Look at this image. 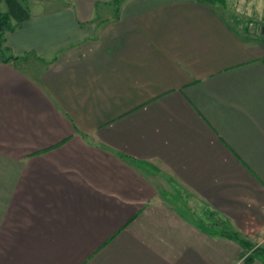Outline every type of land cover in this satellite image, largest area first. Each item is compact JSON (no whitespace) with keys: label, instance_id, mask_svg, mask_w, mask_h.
I'll return each instance as SVG.
<instances>
[{"label":"crops","instance_id":"0c3cea01","mask_svg":"<svg viewBox=\"0 0 264 264\" xmlns=\"http://www.w3.org/2000/svg\"><path fill=\"white\" fill-rule=\"evenodd\" d=\"M111 1L21 0L5 33L0 264H242L201 219L264 248L263 35Z\"/></svg>","mask_w":264,"mask_h":264},{"label":"trees","instance_id":"16d2710c","mask_svg":"<svg viewBox=\"0 0 264 264\" xmlns=\"http://www.w3.org/2000/svg\"><path fill=\"white\" fill-rule=\"evenodd\" d=\"M121 1L122 0H112L111 2L115 5H118ZM225 1L226 0H203L204 3L208 4H224ZM1 3L4 4L5 9L4 11L0 9V56H2V60L6 62L12 57L4 56L5 33L13 31L23 20L29 16V14L21 0H0V4ZM13 20L15 21L14 24L12 23ZM213 226H217V228H219L218 231L215 229L214 233H219L226 237L232 238L241 245L244 251L247 252L242 264H250L254 260H259L264 263V248L253 247V245H251L249 242L241 239L235 233L229 231L223 222H220L219 224L216 223Z\"/></svg>","mask_w":264,"mask_h":264},{"label":"rangeland","instance_id":"374dc122","mask_svg":"<svg viewBox=\"0 0 264 264\" xmlns=\"http://www.w3.org/2000/svg\"><path fill=\"white\" fill-rule=\"evenodd\" d=\"M215 4L218 5L217 9L223 18L237 30L244 29L252 32L255 27L259 30V27L264 26V0H226L224 4ZM0 9L4 11L3 3L0 4ZM201 221L210 225L214 231L213 225L221 222L220 219H214L211 224H208V218Z\"/></svg>","mask_w":264,"mask_h":264},{"label":"water","instance_id":"95a60500","mask_svg":"<svg viewBox=\"0 0 264 264\" xmlns=\"http://www.w3.org/2000/svg\"><path fill=\"white\" fill-rule=\"evenodd\" d=\"M257 32L261 35H263V41H264V26L263 27H259V30H258V27H257Z\"/></svg>","mask_w":264,"mask_h":264}]
</instances>
